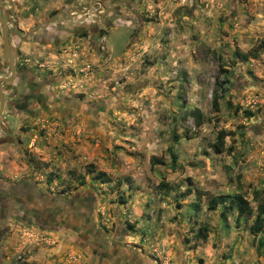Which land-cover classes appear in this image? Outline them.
<instances>
[{
	"label": "rangeland",
	"instance_id": "rangeland-1",
	"mask_svg": "<svg viewBox=\"0 0 264 264\" xmlns=\"http://www.w3.org/2000/svg\"><path fill=\"white\" fill-rule=\"evenodd\" d=\"M10 3L19 36L92 31L18 39V64L51 79L64 113L6 116L19 141L0 143V182L24 179L77 218L66 229L0 213V264H103L110 247L119 264H264V213L250 231L264 206V0ZM236 193L249 207L238 218Z\"/></svg>",
	"mask_w": 264,
	"mask_h": 264
},
{
	"label": "flooded vegetation",
	"instance_id": "flooded-vegetation-1",
	"mask_svg": "<svg viewBox=\"0 0 264 264\" xmlns=\"http://www.w3.org/2000/svg\"><path fill=\"white\" fill-rule=\"evenodd\" d=\"M4 1V0H3ZM2 1V2H3ZM1 15L6 21L8 27L7 37L10 42V52L12 58L13 73L7 82L0 81V90L2 93V104L0 110V143H15L19 141V126L12 127L6 119V116L13 112L14 114H23L27 117H34L40 110L52 112L63 115L65 98L60 95H53L44 90V86L50 84L51 79L48 77L39 78L35 73L30 72L22 63L18 64V39H32L37 43H58L64 41L67 34L76 35L78 37L84 36V31H92L87 28L85 22H77L70 27H63V33L54 30L55 27L50 26L48 23L44 27L30 28L26 34L19 36V31L16 29L15 23L9 16L6 19L4 10L0 8ZM86 11L80 13L85 15ZM102 23L106 24L107 21L102 18ZM94 34L91 35L94 36ZM1 45V43H0ZM2 50L0 54V69L5 68L1 78L10 76L8 68V60L1 59ZM68 111V110H67ZM10 126V127H9ZM60 197L47 195L44 191L34 189L32 185L26 183L24 179H17L12 183L0 182V213H10L13 218L19 219L24 223H33L40 227H63L71 228L75 225L76 215L70 213L72 209L69 207V212L63 211L61 207ZM70 200V199H69ZM73 203V202H72ZM75 203V202H74ZM76 208L73 205L72 208ZM84 226H78L79 232L84 234ZM97 249V245L94 246ZM99 247V246H98ZM100 249V248H99ZM95 250V249H93ZM109 253H105L101 257L103 264H119L120 259L116 249L110 247ZM95 262L99 257L98 252L95 250ZM108 257V258H107ZM105 258L107 262L104 263Z\"/></svg>",
	"mask_w": 264,
	"mask_h": 264
},
{
	"label": "trees",
	"instance_id": "trees-1",
	"mask_svg": "<svg viewBox=\"0 0 264 264\" xmlns=\"http://www.w3.org/2000/svg\"><path fill=\"white\" fill-rule=\"evenodd\" d=\"M215 104L216 103L214 100L213 105L216 106ZM226 105L229 106V102H227ZM190 112L192 114L194 122L197 125L200 124V122H201L200 111L197 108H193ZM245 113L247 115L250 114L249 111H245ZM224 135H225V133L222 130L218 131V133L215 137V141L213 143V147L216 151H220L222 149V144H223L222 141H223ZM225 201H226V197L224 195H221V194L220 195H213L208 200L207 207L210 209H214L216 207V205L221 204ZM228 201H229L230 206L234 207L236 210V218H238L242 214L249 213V207L247 205V202L238 193L233 194L231 197H229ZM258 207L259 208H258L256 218L250 227V231L253 234H256L257 232H259L261 230V226H262V219L260 218V215L264 213V206L259 205Z\"/></svg>",
	"mask_w": 264,
	"mask_h": 264
},
{
	"label": "water",
	"instance_id": "water-1",
	"mask_svg": "<svg viewBox=\"0 0 264 264\" xmlns=\"http://www.w3.org/2000/svg\"><path fill=\"white\" fill-rule=\"evenodd\" d=\"M2 1L3 0H0V8H1ZM8 4L10 7H8V9L5 12L7 20H9V13L11 12L10 0H8ZM7 33H8V27H7L6 21L4 20L3 16L1 15V12H0V38H1V50H2L1 59L2 60H6V59L8 60V68L10 71L9 77L0 79V81H2V82H7L11 78V75L13 73L12 58H11V52H10V42L8 40ZM1 104H2V93L0 90V110H1ZM11 142L14 143L15 141L12 140Z\"/></svg>",
	"mask_w": 264,
	"mask_h": 264
}]
</instances>
